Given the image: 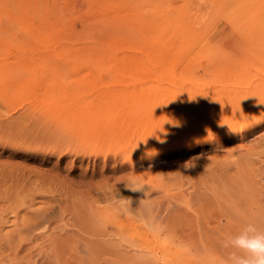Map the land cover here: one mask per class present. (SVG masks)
I'll return each mask as SVG.
<instances>
[{
    "label": "rangeland",
    "instance_id": "1",
    "mask_svg": "<svg viewBox=\"0 0 264 264\" xmlns=\"http://www.w3.org/2000/svg\"><path fill=\"white\" fill-rule=\"evenodd\" d=\"M0 71V264H226L264 230V0H0Z\"/></svg>",
    "mask_w": 264,
    "mask_h": 264
},
{
    "label": "bare ground",
    "instance_id": "2",
    "mask_svg": "<svg viewBox=\"0 0 264 264\" xmlns=\"http://www.w3.org/2000/svg\"><path fill=\"white\" fill-rule=\"evenodd\" d=\"M31 3V2H30ZM37 7H38V9H40L39 8V5H38V3H37ZM40 12V11H39ZM101 11H99V13H100ZM17 13V12H16ZM13 14V13H12ZM40 14H41V12H40ZM101 16L102 15H100V18L99 19H102L101 18ZM96 18H97V16H96ZM94 22H95V20H94ZM99 23V22H98ZM101 23V22H100ZM92 24H93V22H92ZM97 24V23H96ZM100 25H102V24H99V26ZM33 27V26H32ZM90 27V26H89ZM101 27V26H100ZM102 28V27H101ZM36 31V30H35ZM87 31H88V29H87ZM101 31V30H100ZM102 32V31H101ZM100 32V33H101ZM99 33V34H100ZM87 34H89V33H87ZM91 34V33H90ZM99 34H98V36L96 37V38H99V40H101L102 39V37H99ZM87 36V35H86ZM92 35H90V36H87V39H88V37H91ZM96 36V35H95ZM101 36V35H100ZM93 37V36H92ZM86 39V40H87ZM90 39V38H89ZM88 39V40H89ZM95 39V38H94ZM93 38H92V41L94 42H99V40L98 39H95L94 40ZM84 40V39H83ZM83 41V42H85V45H86V43H87V41ZM89 42V44H90V42L91 41H88ZM92 42V43H93ZM96 42V44H98ZM92 43H91V45L89 46V47H91L92 46ZM88 44V43H87ZM102 44V42L101 43H99L98 45H100V46H98V47H101L102 45H104V41H103V44ZM82 45V44H81ZM95 45V44H94ZM49 46V45H48ZM96 46V45H95ZM89 47L87 46V48L89 49ZM97 47V49H99ZM91 48H94V46L93 47H91ZM91 48H90V53L92 52L91 51ZM103 48H105L104 50H102V52H109V53H111V54H115V53H117L118 51H120V48H118V47H116V48H114V47H112L111 45H109L108 43H105V46H103ZM102 48V49H103ZM74 49H76V48H74ZM71 50V49H70ZM77 50H79V48H77ZM81 50V49H80ZM93 50V49H92ZM100 50V49H99ZM132 52H134V51H132ZM60 53V52H59ZM64 53V52H63ZM69 53V55L68 56H71V55H73V54H71L70 55V53H71V51H69L68 52ZM98 53V52H97ZM76 55H78V54H76ZM68 58H70V57H68ZM84 59H87V60H90V58L89 57H83V60ZM69 60H72L73 62H74V64H71L72 62H69L75 69L76 68H80L81 66H82V64H81V58L79 57H77V56H74V57H71ZM96 60H102V53H100L99 52V54H98V56H97V58H96ZM102 62V61H101ZM122 62V61H121ZM68 63V64H69ZM118 64V63H117ZM126 64V62L125 63H123V65H125ZM135 64V63H134ZM133 64V65H134ZM88 65V64H87ZM90 65V64H89ZM88 65V66H89ZM123 65L121 64V67L122 68H125V66L123 67ZM132 65V66H133ZM72 66H71V68H72ZM92 66H96L95 64H93ZM119 66H120V63H119ZM128 66V65H127ZM131 66V65H130ZM69 67V66H68ZM120 67V68H121ZM129 67V66H128ZM127 68V67H126ZM125 68V69H126ZM71 70V69H70ZM127 71H130V69H126ZM119 71V70H118ZM120 71H122V69L120 70ZM120 71H119V73H120ZM14 78V77H13ZM12 79V77L8 74V72H3V71H0V84H4V86L6 87V88H11V90L13 91V89L15 88V86H17V84H13L14 82L13 81H11L10 82V80ZM255 86V85H254ZM261 86V85H260ZM257 87V86H256ZM255 87V89H250V91H246V93L243 95L242 94V96H244V97H242L243 98V100H244V102L243 103H241V106L240 107H243V108H246V110L248 111V112H253V114L254 113H262V112H264V103H260V105H258V101H257V97L255 98L254 97V95L255 94H257V92H259L260 91V88L262 87H257L256 88ZM249 90V89H248ZM3 91H5V89L3 88ZM98 92H100V91H98ZM100 94V93H99ZM50 95H52V94H50ZM96 95H98V93H96L95 94V96ZM101 95H102V92H101ZM237 96V95H236ZM259 96H262V95H259ZM54 97H57V94H55L54 95ZM102 97H100V99H101ZM133 98H135V97H133ZM234 98V97H233ZM90 99V98H89ZM137 99V98H136ZM224 99V98H223ZM258 99H260V98H258ZM88 100V99H87ZM107 100V99H106ZM135 100V99H134ZM218 100V98H216V102H218L217 101ZM261 100V99H260ZM93 101V100H92ZM235 101H236V99H235ZM87 102V101H86ZM89 102H90V100H89ZM88 102V103H89ZM115 102V101H114ZM226 102V101H225ZM235 103V102H234ZM202 104H203V102H202ZM227 104L228 105H230V106H232V103H231V101L228 99V102H227ZM92 105H93V103H92ZM98 105H99V103H98ZM108 105V104H107ZM107 105H99V106H97L96 108H94L93 106H92V110L90 111V112H86L85 114H84V117L88 120V121H90V122H96V121H98L97 123L99 124V122H100V120H102V111L104 110L103 108H102V106H107ZM109 105H113V103L112 104H110L109 103ZM235 105V104H234ZM237 106H238V104H236ZM235 105V107L233 108V111H230L231 113L228 115V116H225V117H223V118H219V117H217L218 115L217 114H215V115H213V117H211L209 114V118H204L202 121V123H198V125H194V127L192 128V129H190V130H192V131H194V130H196L197 128H199V129H201V131H203V130H210V131H212V130H215V128H217V126L220 124V121H224V119L225 120H227L226 122L227 123H225L224 122V126H225V124L226 125H232V124H234L235 122V119H237V106ZM245 105V106H244ZM87 106V105H86ZM91 109V108H90ZM173 111H174V109H172ZM213 111V110H212ZM214 112V111H213ZM207 113V112H206ZM203 116H205L204 115V113H203ZM229 116H231V117H229ZM234 122V123H233ZM223 126V127H224ZM146 126H143V128H140V129H143V130H139V133L137 134V133H133L132 135H133V137H135L136 135H138L139 136V138H140V141H135V140H137V139H135V140H129L128 141V145H129V142H132L134 145H135V147H138L140 144H143V143H145V144H147L146 142H148L149 140H147L148 138H149V136H151V134L152 133H155V135L156 136H158V135H160V136H158L157 137V139L154 141V143L153 144H151L150 145V147L152 146V145H154V144H156L153 148H155L156 146H157V144H160L159 143V141H160V139H162L164 136H166V137H168L169 136V134L168 133H165L164 132V128H158V129H155V130H153V129H149V127H148V129H146L145 128ZM134 130H137V129H134ZM145 131V132H144ZM215 131H218V129H216ZM145 133V134H143V133ZM161 133H164V135H162ZM142 134V135H141ZM216 134V133H215ZM154 136V135H153ZM131 138H133L132 136H130ZM137 137V136H136ZM173 138V137H172ZM168 139V138H167ZM166 139V140H167ZM151 140V139H150ZM132 143H130V144H132ZM162 143H163V141H161V145H162ZM160 145V146H161ZM158 147H159V145H158ZM157 147V148H158ZM162 147V146H161ZM139 148H142V146L140 147L139 146ZM146 148V147H145ZM144 148V149H145ZM160 148V147H159ZM143 149V148H142ZM150 149V152L152 151L151 150V148H149ZM156 150V148L153 150V151H155ZM158 150V149H157ZM153 151H152V153H153ZM144 152L145 153H147L148 154V150H147V148H146V150H144Z\"/></svg>",
    "mask_w": 264,
    "mask_h": 264
},
{
    "label": "clouds",
    "instance_id": "3",
    "mask_svg": "<svg viewBox=\"0 0 264 264\" xmlns=\"http://www.w3.org/2000/svg\"><path fill=\"white\" fill-rule=\"evenodd\" d=\"M222 244L230 250L226 264H264V230L254 223L227 235Z\"/></svg>",
    "mask_w": 264,
    "mask_h": 264
}]
</instances>
